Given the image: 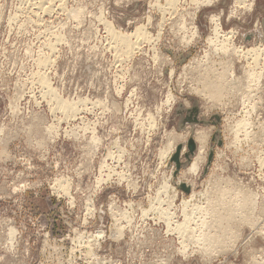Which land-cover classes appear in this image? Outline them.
Masks as SVG:
<instances>
[{"label": "rangeland", "instance_id": "rangeland-1", "mask_svg": "<svg viewBox=\"0 0 264 264\" xmlns=\"http://www.w3.org/2000/svg\"><path fill=\"white\" fill-rule=\"evenodd\" d=\"M165 1L0 0V264L78 257L85 220L105 232L91 250L106 264H264V0ZM106 23L146 39L127 56ZM225 37L258 47V64ZM245 197L229 225L201 208ZM185 200L196 227L180 235ZM206 226L222 243L200 244Z\"/></svg>", "mask_w": 264, "mask_h": 264}, {"label": "bare ground", "instance_id": "bare-ground-1", "mask_svg": "<svg viewBox=\"0 0 264 264\" xmlns=\"http://www.w3.org/2000/svg\"><path fill=\"white\" fill-rule=\"evenodd\" d=\"M178 0H166L165 1V3L163 4V5H161V4H158V6H157V8H160V10H163L164 12H165V10L166 9H168V8H172L174 5H176L175 3L177 2ZM196 3H200V2H202V3H204L205 1H209V0H194ZM243 0H241L240 2H238V3H241ZM211 2V1H210ZM244 2V1H243ZM201 3V4H202ZM154 5H155V3H154ZM243 5V4H242ZM155 8H156V6H155ZM158 10V9H157ZM174 10V9H173ZM162 19V18H161ZM214 20V19H213ZM217 21V20H216ZM160 24V23H159ZM215 24V23H214ZM217 27H219L218 26V24L216 23V26H214V28H215V31H217ZM106 29H107V31H108V34H109V36H111V38H112V42L114 43L113 44V47L117 50V51H120L121 53H123V54H126L127 56L129 55L130 56V54H132L133 53V51H134V49L135 48H137L136 46L138 45V43H137V41H133L132 40V38H135V40L136 39H139V38H145L146 39V34H145V32H144V29L145 28H143V26H136V28H135V30L133 31V33L131 32L130 34H126V33H119L118 31H115V29L111 26V24H109V23H106ZM220 29H218V31H219ZM214 31V30H213ZM214 34H216L215 32H213ZM191 35V34H190ZM218 35V34H217ZM215 38H216V36H215ZM228 37H225V39L223 40L224 42H222V44L221 43H218V44H221V48H223V50H224V52L226 51V50H229V49H231L232 51H234V52H237V53H240L241 54V52L242 51H240V49L238 50V48H235V46L234 47H230V45L229 44H227V39ZM181 39V38H180ZM132 40V41H131ZM216 40H217V38H216ZM226 40V41H225ZM186 41V40H185ZM111 42V43H112ZM209 42V41H208ZM211 42V41H210ZM231 42V41H230ZM215 43V42H214ZM210 44V43H209ZM228 45H229V47H228ZM219 46V45H218ZM232 46V45H231ZM258 46V45H257ZM215 47V46H214ZM139 48V47H138ZM218 48V47H217ZM258 48V47H257ZM257 48H252V49H247L246 51H244V52H242V54H244L245 56H251V58L253 59L252 61V63H254V64H256L257 63V60L259 59L260 60V58H259V56H260V50L259 49H257ZM114 49V50H115ZM136 50V49H135ZM242 50V49H241ZM263 50V49H262ZM222 51V50H221ZM233 52V53H234ZM263 53L264 52H262V55H263ZM226 56V55H225ZM248 56V57H249ZM199 60V59H198ZM261 60H263L262 58H261ZM255 61H256V63H255ZM258 64V63H257ZM197 65V64H196ZM227 66V65H226ZM257 66V65H256ZM252 67V66H251ZM250 67V70L252 69V68H255V65H253V67L251 68ZM256 70V69H255ZM231 72V71H230ZM258 73H260L259 71H257ZM206 73V72H205ZM246 74H248V73H246ZM256 74V73H255ZM261 75V74H260ZM247 76V75H246ZM252 76H254V74L252 75ZM256 76V75H255ZM225 77V76H224ZM249 77V76H248ZM215 78V77H214ZM221 78V77H220ZM223 78V77H222ZM258 78V77H257ZM43 79H45V78H43ZM205 79V78H204ZM210 79V78H209ZM245 79H247V78H245ZM250 79V78H249ZM252 79H254V77L252 78ZM251 79V80H252ZM217 79L215 78L214 79V81H216ZM220 80H222V79H220ZM234 80V79H233ZM236 80V79H235ZM251 80H250V82H251ZM41 81V80H40ZM43 81V80H42ZM206 81V80H205ZM204 81V82H205ZM208 81H210V80H208ZM207 81V82H208ZM211 81H213L212 80V78H211ZM213 81V82H214ZM237 81V80H236ZM254 81V80H253ZM44 82V81H43ZM212 82V83H213ZM222 82V81H221ZM227 82V81H226ZM249 82V83H250ZM42 83V82H41ZM216 83V82H215ZM214 83V84H215ZM224 83H225V81H224ZM256 83V82H255ZM208 84V83H207ZM252 84H254V83H252ZM205 85V84H204ZM215 85H218V83H216ZM214 85V86H215ZM220 82H219V86H216L217 88L218 87H220ZM229 85V84H228ZM239 85H240V83H239ZM255 85V84H254ZM236 86V85H235ZM250 86H253V85H250ZM212 86H210V88H211ZM246 87H249V86H246ZM205 88H206V86H205ZM208 88V87H207ZM252 88V87H251ZM211 89H214V88H211ZM228 89V88H227ZM249 89V88H248ZM53 89L51 88L50 89V86L46 89V94L47 95H49L51 98H53L54 99V102L56 103V107L58 108V109H60V110H62V112H64V113H70L71 112V114H72V112L73 111H75L74 109H75V103L74 104H72V102L70 103H68V102H66L65 100L63 101V99L62 100H60V99H58V97L55 95V93L52 91ZM231 90V89H230ZM211 91V90H210ZM220 92H221V89H215L214 90V95H217V96H219V94H220ZM228 92H229V90H228ZM247 93V92H246ZM222 94V93H221ZM213 98V97H212ZM217 98H219V97H217ZM52 99V100H53ZM225 99H226V97H225ZM215 100V99H214ZM246 100V99H245ZM207 101V100H206ZM166 102V101H165ZM246 102V101H245ZM166 105V104H165ZM55 107V108H56ZM56 108V109H57ZM55 110V109H54ZM80 111V110H79ZM59 112V111H58ZM242 112V111H241ZM65 115V114H64ZM74 115V114H73ZM71 117V116H70ZM69 118V117H68ZM226 118V117H225ZM242 120H243V118H242ZM242 120H240V122H242ZM246 120V119H245ZM244 120V121H245ZM243 121V122H244ZM59 122V121H58ZM242 122V123H243ZM241 123V124H242ZM249 123V122H248ZM243 125H244V123H243ZM247 126V125H246ZM51 131V130H50ZM49 134V133H48ZM88 134V133H87ZM198 134H200V133H198ZM93 137V136H92ZM170 137V136H169ZM235 137V136H234ZM197 138H199V137H197ZM262 138V137H261ZM95 139V138H94ZM171 139H174V138H171L170 137V140ZM93 140V139H92ZM169 140V141H170ZM168 141V142H169ZM175 141V140H174ZM169 145L168 146H170V144H171V142L170 143H168ZM167 145H166V147H168ZM173 147V146H172ZM169 148V147H168ZM170 148H171V146H170ZM172 149V148H171ZM170 149V150H171ZM200 149V148H199ZM165 151V150H164ZM199 151H201V149L199 150ZM164 153V152H163ZM166 153V152H165ZM164 153V154H165ZM168 153V152H167ZM201 153V152H200ZM202 154H200V156H201ZM162 156V155H161ZM160 158V157H159ZM199 158H203V157H199ZM194 159V158H193ZM199 160V159H198ZM200 161H202V160H200ZM259 161V160H258ZM261 161V160H260ZM195 162V161H194ZM191 163H193V162H191ZM196 164H197V162L196 163H193L192 164V167H191V169H192V171H194L195 170V168H196ZM198 164H199V162H198ZM262 164V163H261ZM191 165V164H190ZM199 166V165H198ZM263 166V165H262ZM260 167H261V165H260ZM194 169V170H193ZM195 172V171H194ZM193 172V173H194ZM119 177H120V175H119ZM219 179V178H218ZM227 179V178H226ZM110 180V179H109ZM221 180H223V179H221ZM55 181V180H54ZM65 181V180H64ZM63 181V182H64ZM56 182V181H55ZM61 182V181H60ZM220 183V182H219ZM63 184V183H62ZM221 185V184H220ZM59 186V187H58ZM238 186V185H237ZM57 187L59 188V190L60 191H63V192H67V184H65V185H57ZM216 187V186H215ZM52 188V187H51ZM61 188V189H60ZM231 188V187H230ZM132 189V188H131ZM242 190H244V188L242 189ZM244 192V191H243ZM62 193V192H61ZM247 193V192H246ZM193 194V193H192ZM206 194V193H205ZM242 194V193H241ZM194 195V194H193ZM193 195H191V196H193ZM202 195H203V193H202ZM235 195V194H234ZM249 195V194H248ZM257 195V194H256ZM245 196V195H244ZM243 196V197H244ZM247 196V195H246ZM172 197H174V196H172ZM246 198V197H245ZM250 199L248 200V198H246V199H242V200H240V203L238 202V203H236V201H235V203H236V205H231V206H225V205H223V207L225 206L226 208L225 209H216V210H214L215 209V207H214V209L212 210V211H210L211 212V214H210V212H209V209H207V207L206 208H203V206L201 207L202 209H203V211H204V213L207 215H209V217L210 218H212V221L211 222H214L215 221V223H216V221H218L220 224H222V222L221 221H224V223L226 222V225H229V223H231V222H233L232 221V219H233V217L235 216V214H237V215H241L242 213H241V210H244V209H242V207L245 205V207H247L246 206V204H248V206L249 207H252V205L253 204H255L254 202H253V200H252V198L251 197H249ZM208 199V198H207ZM234 199V198H233ZM256 199V198H255ZM219 200V199H218ZM154 201V200H153ZM188 202V200H185V201H182V205H183V210H182V213L184 214L183 215V217H184V219H183V221H182V223H177V224H175V227H174V230H175V232L176 233H178V234H180V235H182V233L181 232H183L184 234H186L187 232H189V230H191L192 232H193V228L194 227H196V226H194L193 228L192 227H190L189 228V224L191 223H189V221H190V218H191V216L189 215V213H187V211H186V207H187V202ZM217 200L215 199V202H216ZM221 201V200H220ZM261 201V200H260ZM214 202V201H213ZM219 202V201H218ZM223 202V201H222ZM225 202H226V200H225ZM230 202V201H229ZM167 203V202H166ZM171 203V202H170ZM207 203V202H206ZM208 203H210V202H208ZM220 203V202H219ZM233 203V202H232ZM132 204V203H131ZM91 205V204H90ZM170 205V204H169ZM214 205V204H213ZM218 205H220V206H222L221 204H218ZM88 207H89V204L87 205ZM193 207H194V204L192 205ZM204 206H206V204L204 205ZM210 206V205H209ZM216 206V205H215ZM220 206H218V207H220ZM254 206V205H253ZM262 206V205H261ZM130 207V206H129ZM195 207H197V205L195 206ZM263 207V206H262ZM110 208V207H109ZM168 208V207H167ZM200 208V207H199ZM253 208V207H252ZM255 208V207H254ZM89 209V208H88ZM198 210H200V209H198ZM225 210V211H224ZM252 210V209H251ZM258 210H260V209H258ZM203 211H201V212H203ZM224 211V212H223ZM252 211H254V210H252ZM195 212H197V209H196V211ZM200 212V211H199ZM259 212V211H258ZM118 213V212H117ZM191 213V212H190ZM244 213H245V210H244ZM115 214V213H114ZM192 214V213H191ZM262 214V213H261ZM120 215V214H119ZM195 215V214H194ZM203 215V214H202ZM248 215V214H247ZM112 216V215H111ZM258 216V215H257ZM246 215H244V217H243V222L244 223H246L247 222V224H249L252 228H253V226H254V224H253V222L251 221V220H248V218L249 217H247ZM255 217H256V215H255ZM203 218H205V217H203ZM254 218V217H253ZM194 219V218H193ZM192 220V219H191ZM210 220V219H209ZM214 220V221H213ZM241 220V219H240ZM253 220V219H252ZM201 221V223H202V225L203 226H205L206 224V220L205 219H202V220H200ZM197 222H199V221H197ZM209 222V221H208ZM217 222V223H218ZM242 222V221H241ZM240 222V223H241ZM193 223V222H192ZM201 223L199 224V225H201ZM236 223V222H235ZM254 223H255V221H254ZM194 224H195V222H194ZM193 224V225H194ZM260 224V223H259ZM210 225V224H209ZM212 225H214V224H212ZM216 225V224H215ZM223 225V224H222ZM208 226V225H207ZM205 227V229L204 230H206V231H202V230H200V232H199V235H197L196 237H198V240H199V238H200V241H201V245H206V244H212L211 242H214V244H215V242L216 243H220L221 241L219 240L220 239V237L217 235L218 234V228H217V232L215 233V230L213 229V232H210V230H212L211 228H210V230L208 229L207 230V228L208 227ZM210 227H211V225H210ZM250 227V228H251ZM199 228V227H198ZM225 228V230L224 229H222V230H224V231H227V229H228V226H225L224 227ZM251 228V229H252ZM7 229V228H6ZM196 229V228H195ZM202 229V228H201ZM220 229V228H219ZM10 230H12V229H9V231ZM234 230V229H233ZM256 230V229H255ZM252 231V230H251ZM12 232H15L14 230L12 231ZM196 232H198V231H196ZM220 232V231H219ZM10 234H12L11 233V231L9 232ZM113 235H115L116 237H118V236H120L121 234H122V227H116V230L112 233ZM183 234V235H184ZM188 234V233H187ZM192 234V233H191ZM197 234V233H196ZM14 235V234H13ZM98 235L99 236H102L103 235V232L102 231H99L98 232ZM230 235H232V236H234L235 237V235H233V234H231L230 233ZM237 235V234H236ZM188 236V235H187ZM193 236V235H192ZM191 236V237H192ZM12 237V236H11ZM181 237V236H180ZM226 237V236H225ZM231 237V236H230ZM189 238V237H188ZM248 238V237H247ZM10 239V238H9ZM194 239V238H193ZM231 239V238H230ZM181 240H182V238H181ZM192 240V239H191ZM195 241H196V239H195ZM229 241V240H228ZM181 242V241H180ZM193 242V241H192ZM4 243V242H3ZM182 243V242H181ZM194 243V242H193ZM222 243V242H221ZM43 244H44V242H43ZM180 244V243H179ZM188 244V243H187ZM195 244V243H194ZM209 244V245H210ZM46 245V244H45ZM193 245V244H192ZM199 245V244H198ZM203 245V246H204ZM217 245V244H216ZM230 245H231V243H230ZM197 246V245H196ZM213 246V245H212ZM212 246H210V248H213ZM218 246H221V245H218ZM185 247V246H184ZM200 247V246H199ZM207 247L208 246H206V247H202L204 250L206 249V250H208L207 249ZM222 248V247H221ZM225 248V247H224ZM181 250V249H180ZM202 250V249H201ZM212 250V249H211ZM184 251V250H183ZM218 251V250H217ZM180 252V251H179ZM235 252V251H234ZM195 253V252H194ZM204 253V252H203ZM87 254L89 255V257H91V258H94V256H93V254L91 253V252H89V251H87ZM191 254V253H190ZM188 256V255H187Z\"/></svg>", "mask_w": 264, "mask_h": 264}, {"label": "built area", "instance_id": "built-area-1", "mask_svg": "<svg viewBox=\"0 0 264 264\" xmlns=\"http://www.w3.org/2000/svg\"><path fill=\"white\" fill-rule=\"evenodd\" d=\"M85 222L81 226V231L75 234L74 238H71L73 245L77 247V250H80L79 256L77 257L75 253H73V255L68 254V258H66V254L59 251L57 264H106L105 261L98 260L93 250H91L92 245H96L95 247L98 248L101 247L102 243L105 241V232L100 229L93 230L91 227L86 226ZM77 230L79 229H76L75 231ZM99 231L103 232L102 236L98 235ZM82 249L83 251H81ZM87 251L91 252L94 258L89 257Z\"/></svg>", "mask_w": 264, "mask_h": 264}, {"label": "water", "instance_id": "water-1", "mask_svg": "<svg viewBox=\"0 0 264 264\" xmlns=\"http://www.w3.org/2000/svg\"><path fill=\"white\" fill-rule=\"evenodd\" d=\"M193 148H194V143H193L192 140H189V141H188V149H189V151L192 152V151H193ZM176 157H177V156H176ZM176 157H175V158H176Z\"/></svg>", "mask_w": 264, "mask_h": 264}]
</instances>
